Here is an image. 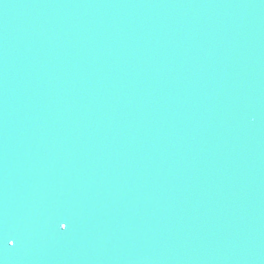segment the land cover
I'll use <instances>...</instances> for the list:
<instances>
[{"label": "water", "instance_id": "95a60500", "mask_svg": "<svg viewBox=\"0 0 264 264\" xmlns=\"http://www.w3.org/2000/svg\"><path fill=\"white\" fill-rule=\"evenodd\" d=\"M0 234V264H264V0H0Z\"/></svg>", "mask_w": 264, "mask_h": 264}, {"label": "snow or ice", "instance_id": "6c2138e0", "mask_svg": "<svg viewBox=\"0 0 264 264\" xmlns=\"http://www.w3.org/2000/svg\"><path fill=\"white\" fill-rule=\"evenodd\" d=\"M58 224H59V228L61 230L67 231L68 224H69V222L67 220H63L61 222H58ZM0 242H2L3 244H5L8 247H15L16 238L4 236V235L0 234Z\"/></svg>", "mask_w": 264, "mask_h": 264}]
</instances>
